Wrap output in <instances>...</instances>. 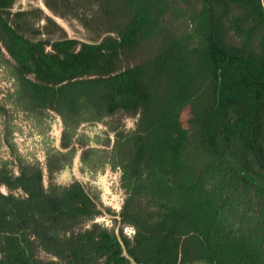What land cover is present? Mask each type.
<instances>
[{
    "label": "trees",
    "instance_id": "trees-1",
    "mask_svg": "<svg viewBox=\"0 0 264 264\" xmlns=\"http://www.w3.org/2000/svg\"><path fill=\"white\" fill-rule=\"evenodd\" d=\"M188 1L46 0L101 33L79 42L45 38L59 27L41 9L0 0L12 102L63 127L45 172L0 166V264H264V0ZM120 113L137 120L111 128L109 151L77 133ZM79 149L119 172L116 230L79 181L53 182Z\"/></svg>",
    "mask_w": 264,
    "mask_h": 264
},
{
    "label": "rangeland",
    "instance_id": "rangeland-1",
    "mask_svg": "<svg viewBox=\"0 0 264 264\" xmlns=\"http://www.w3.org/2000/svg\"><path fill=\"white\" fill-rule=\"evenodd\" d=\"M45 1L15 0L13 11L41 9L59 27L48 25V33L43 32L47 39H57L64 33L67 38L88 42L101 34L100 31L96 33L94 28H89L69 13L65 14L64 18L54 15L47 9ZM188 3L195 4V0H190ZM44 7L48 12L44 10ZM168 26L183 33L186 23L172 22ZM107 34H102L100 37ZM14 91L15 83L10 70L0 60V107L3 108L0 112V166L6 164L15 175L21 164L36 163L45 172L47 154L60 149V136L63 129L61 120L54 112L30 115L17 109L12 102ZM136 120L137 117L120 113L111 121L107 118L98 123L82 124L77 133L87 139L90 147L109 151L114 139L111 128L117 125L119 130H129ZM81 150L75 153L65 168L53 175V182L65 186L73 181H79L93 197L97 198L102 208L103 214L95 222L116 230L119 227L117 214L124 198L119 188V172L110 169L108 165L92 168L82 164ZM43 184L44 187L48 186L46 174ZM0 191L4 194L8 192L4 186L0 187ZM123 233L130 238L133 230L126 226L123 227Z\"/></svg>",
    "mask_w": 264,
    "mask_h": 264
},
{
    "label": "flooded vegetation",
    "instance_id": "flooded-vegetation-1",
    "mask_svg": "<svg viewBox=\"0 0 264 264\" xmlns=\"http://www.w3.org/2000/svg\"><path fill=\"white\" fill-rule=\"evenodd\" d=\"M9 70H10V68H8ZM10 73H11V71H10ZM12 76V75H11ZM12 79H13V82L15 83V80H14V78L12 77ZM15 87H16V83H15ZM13 92V91H12ZM18 173H16L15 175H17ZM133 230V229H132ZM134 234V231H133V233H132V235ZM126 235V234H125Z\"/></svg>",
    "mask_w": 264,
    "mask_h": 264
},
{
    "label": "water",
    "instance_id": "water-1",
    "mask_svg": "<svg viewBox=\"0 0 264 264\" xmlns=\"http://www.w3.org/2000/svg\"><path fill=\"white\" fill-rule=\"evenodd\" d=\"M44 10L47 11V9L44 7ZM48 12V11H47ZM50 15V14H49ZM54 18V17H53Z\"/></svg>",
    "mask_w": 264,
    "mask_h": 264
}]
</instances>
